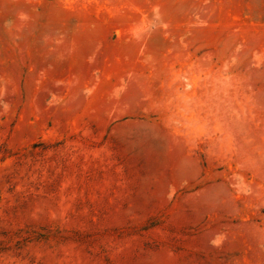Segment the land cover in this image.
<instances>
[{
  "label": "rangeland",
  "instance_id": "rangeland-1",
  "mask_svg": "<svg viewBox=\"0 0 264 264\" xmlns=\"http://www.w3.org/2000/svg\"><path fill=\"white\" fill-rule=\"evenodd\" d=\"M0 264H264V0H0Z\"/></svg>",
  "mask_w": 264,
  "mask_h": 264
}]
</instances>
